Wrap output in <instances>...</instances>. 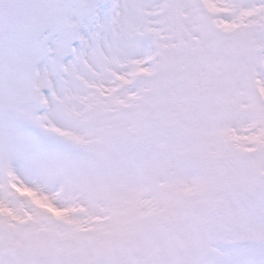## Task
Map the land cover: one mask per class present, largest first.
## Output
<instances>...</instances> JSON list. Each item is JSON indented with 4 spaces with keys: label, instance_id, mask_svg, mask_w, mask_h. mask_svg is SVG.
Returning <instances> with one entry per match:
<instances>
[{
    "label": "snow or ice",
    "instance_id": "obj_1",
    "mask_svg": "<svg viewBox=\"0 0 264 264\" xmlns=\"http://www.w3.org/2000/svg\"><path fill=\"white\" fill-rule=\"evenodd\" d=\"M0 264H264V0H0Z\"/></svg>",
    "mask_w": 264,
    "mask_h": 264
}]
</instances>
